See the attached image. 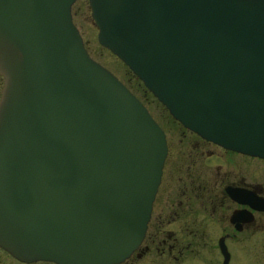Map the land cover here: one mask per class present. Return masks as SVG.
<instances>
[{
	"label": "water",
	"instance_id": "1",
	"mask_svg": "<svg viewBox=\"0 0 264 264\" xmlns=\"http://www.w3.org/2000/svg\"><path fill=\"white\" fill-rule=\"evenodd\" d=\"M75 0H0V247L118 264L167 154L141 101L84 47ZM101 46L185 128L264 158V0H88Z\"/></svg>",
	"mask_w": 264,
	"mask_h": 264
},
{
	"label": "flooded vegetation",
	"instance_id": "2",
	"mask_svg": "<svg viewBox=\"0 0 264 264\" xmlns=\"http://www.w3.org/2000/svg\"><path fill=\"white\" fill-rule=\"evenodd\" d=\"M174 122L184 131L176 142L159 124L167 154L145 235L118 264H264V158ZM0 264L57 263L23 262L0 247Z\"/></svg>",
	"mask_w": 264,
	"mask_h": 264
},
{
	"label": "rangeland",
	"instance_id": "3",
	"mask_svg": "<svg viewBox=\"0 0 264 264\" xmlns=\"http://www.w3.org/2000/svg\"><path fill=\"white\" fill-rule=\"evenodd\" d=\"M72 20L78 28L87 52L95 61L110 70L144 104L153 118L165 129L171 141L184 134L183 128L174 122L168 110L146 89L143 83L112 52L101 46L97 40V27L90 14L88 0H75L71 7ZM2 79L0 77V93ZM187 133V132H185ZM166 178V177H165ZM256 241V240H255ZM254 245V251L260 253ZM262 264L261 260L254 261Z\"/></svg>",
	"mask_w": 264,
	"mask_h": 264
}]
</instances>
